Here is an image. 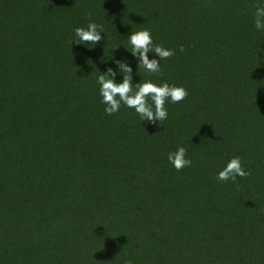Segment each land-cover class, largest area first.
Here are the masks:
<instances>
[{"label":"trees","instance_id":"16d2710c","mask_svg":"<svg viewBox=\"0 0 264 264\" xmlns=\"http://www.w3.org/2000/svg\"><path fill=\"white\" fill-rule=\"evenodd\" d=\"M264 0H0V264H264ZM104 27L77 44L76 27ZM175 49L139 69L128 37ZM180 45L184 46L181 52ZM150 59H159L150 52ZM187 89L161 124L97 78ZM149 103L151 101L149 100ZM183 146L192 164L167 154ZM234 156L251 174L218 182Z\"/></svg>","mask_w":264,"mask_h":264},{"label":"clouds","instance_id":"9594fccd","mask_svg":"<svg viewBox=\"0 0 264 264\" xmlns=\"http://www.w3.org/2000/svg\"><path fill=\"white\" fill-rule=\"evenodd\" d=\"M255 8V28L264 31V5L256 4ZM101 32H104L103 25L90 21L87 27H76L74 29L72 43L74 41L77 44L96 45L103 39ZM128 42L130 44V48L127 47L128 50L139 58V69H143L150 75L160 72L161 60H166L175 55V49L154 43L150 29L133 31L128 37ZM179 50L183 52L185 50L184 46L180 45ZM150 52L157 54L159 59H150L148 55ZM115 62L119 66V71L123 73L122 82L116 81V71L112 68H109L106 72H101L97 78L102 103L106 106L104 111L108 115L117 113L123 104L133 108L142 121L147 120L153 124L158 121L161 124L168 117V111L165 107L166 102L170 100L171 103H179L188 95L187 89L183 86L169 84L166 81L158 84L151 79H144L134 85L132 82V67L127 61L116 60ZM149 100L151 103H149ZM186 151L183 146H179L175 151H170L167 154L168 161L177 171L192 164V160L186 157ZM250 174L242 166L241 158L234 156L218 172L216 179L218 182L229 180L235 182L238 176L243 178ZM125 264H133V261L131 259L126 260Z\"/></svg>","mask_w":264,"mask_h":264}]
</instances>
